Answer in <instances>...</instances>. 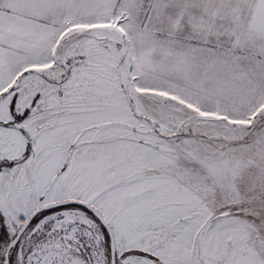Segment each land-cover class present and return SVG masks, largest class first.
<instances>
[{
    "label": "snow or ice",
    "instance_id": "1",
    "mask_svg": "<svg viewBox=\"0 0 264 264\" xmlns=\"http://www.w3.org/2000/svg\"><path fill=\"white\" fill-rule=\"evenodd\" d=\"M0 264H264V0H0Z\"/></svg>",
    "mask_w": 264,
    "mask_h": 264
}]
</instances>
